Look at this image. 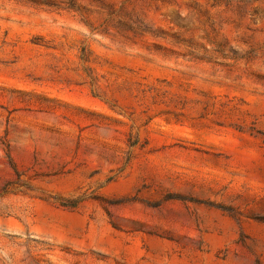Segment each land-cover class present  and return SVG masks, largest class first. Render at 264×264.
Returning a JSON list of instances; mask_svg holds the SVG:
<instances>
[{"label":"rangeland","instance_id":"rangeland-1","mask_svg":"<svg viewBox=\"0 0 264 264\" xmlns=\"http://www.w3.org/2000/svg\"><path fill=\"white\" fill-rule=\"evenodd\" d=\"M0 264H264V0H0Z\"/></svg>","mask_w":264,"mask_h":264}]
</instances>
